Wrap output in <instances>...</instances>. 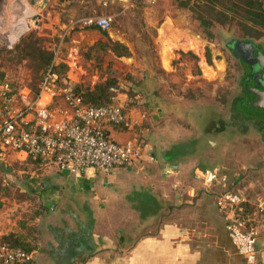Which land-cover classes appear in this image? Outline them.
I'll list each match as a JSON object with an SVG mask.
<instances>
[{
    "label": "crops",
    "instance_id": "1",
    "mask_svg": "<svg viewBox=\"0 0 264 264\" xmlns=\"http://www.w3.org/2000/svg\"><path fill=\"white\" fill-rule=\"evenodd\" d=\"M56 1L2 0L0 45L18 43L35 20L50 17ZM177 19L165 13L156 27L162 53L159 67L169 74L175 73L174 53L194 52L192 45L185 49L178 44L176 28L185 24ZM80 33L88 42H94L99 31L86 29ZM116 40L120 41L119 37ZM76 60L73 56L70 64L77 66ZM78 60H82L81 56ZM71 74L66 80L74 86L78 81ZM153 77L144 75L142 80L121 84L115 101L122 106L127 120L107 128L115 141L137 143L142 148L143 155L137 164L109 174L94 170L64 173L41 166L42 173H57L61 179L48 178L50 173L46 177L41 174L40 182L31 188L34 191H29L37 198L31 219H24L23 211H17L13 213L16 220L0 223V236L17 233L32 245L34 252L29 264H246L231 243L227 216L216 205L215 196L220 191H209L195 176L198 170L216 167L217 163L208 162L209 154L204 158L201 151L213 148L228 129L216 130L219 126L214 124V112L194 113L189 100L154 89ZM59 96L62 97L47 96L45 101L54 106ZM186 112L195 114L203 124L195 136L183 139L179 129L176 135L177 130L160 124L164 116ZM70 114L68 110L57 116ZM202 129H207L210 136L204 137ZM236 130L239 135L259 140L254 154L257 160L247 166L243 176L249 177L253 172L263 181L264 117L242 131ZM16 156L31 159L25 153ZM239 169L223 170L238 176ZM235 182L228 187L236 189ZM242 193L247 195V211L259 213L257 223L263 235L258 241L255 264H264V211L257 209L264 202V191ZM33 219L36 223H32ZM37 255L39 260H35Z\"/></svg>",
    "mask_w": 264,
    "mask_h": 264
},
{
    "label": "rangeland",
    "instance_id": "2",
    "mask_svg": "<svg viewBox=\"0 0 264 264\" xmlns=\"http://www.w3.org/2000/svg\"><path fill=\"white\" fill-rule=\"evenodd\" d=\"M112 1L57 0L50 9V17L33 21L34 23L30 25L31 29L18 43L12 46L0 45V74L15 85L18 94H23L26 90L28 92L26 95L31 99L38 91L44 71L33 54L47 47L54 51L53 61L58 65L56 68L61 79L58 86L61 88L65 86L69 73L77 79L76 84H81L83 87H94L108 76L115 75L120 81L118 89L121 88V84H125L124 82L142 80L144 75L148 77L152 74L154 89L162 94L171 93L176 99L184 97V100H189L194 105L191 106L194 113L205 110L214 112L217 116L215 126L218 124L220 127L222 123H226L228 128L225 132L226 136L218 138L213 148L203 150L201 153L204 158L209 154L208 162L217 163L224 170L228 168L234 172L240 167L238 176L232 174L231 177L228 174L227 186L235 182L237 177L236 191H264V180H260L256 174L251 172L249 177L243 176L247 166L257 160L254 154L259 140L255 136L248 138L239 135L237 128H231L228 124L229 111L234 110L236 98L245 95L244 77L249 71L246 64L249 61L244 56L241 44L252 39L253 44L264 52V34L258 35L261 32L260 28L257 30L258 28L252 27L250 30L241 15L230 10L234 1L242 2V0L203 1L212 2L218 11L228 12L227 17L223 13L218 15L208 12L209 10L202 11L195 6L200 0H191L188 6L180 5L178 0H135L128 6L118 0H114L115 3ZM1 5L2 1L0 10ZM165 13L173 14L178 17L179 22H184L185 25L176 28L179 33L177 36L179 38L176 39L185 49H191L192 45L194 51L180 50L173 54L175 58L173 74L166 73L159 67L162 53L158 46L156 27ZM201 14L212 23L202 24L199 19ZM53 15L57 17V21L54 20ZM95 15H114V22L108 30L83 26L81 20ZM218 16L221 22L214 20ZM86 29L99 31L98 36L93 37L98 39L88 42L86 36L83 37L80 33L81 30ZM116 37H119L120 41L116 40ZM115 42H120L127 50L116 48ZM97 43L106 45V48L100 49L97 46L92 50ZM73 56L77 59L78 67L70 64ZM79 56L82 60H78ZM168 56L172 58L171 55ZM115 98L113 103H117ZM19 100L20 104L23 103V99ZM253 101L255 102L256 99L254 98ZM54 106L58 113L70 110L61 96L57 98ZM186 113L164 116L160 124L166 125L167 129L170 127L171 131L177 130L176 135H179L180 130L183 139L191 135L195 136L196 131L200 132L203 124L195 114ZM239 113L241 112L238 111ZM56 117L59 118L57 115ZM206 130L202 129L204 137L210 136ZM127 143L133 142L123 144ZM17 153L22 152L10 149L0 152V223L6 222V219L16 220L13 213L17 211L21 213L23 211L24 219H31L30 213L34 211L32 205L36 204L37 198L29 191H34L32 187L40 182L42 176L46 177L50 173H42L38 162L34 159H19ZM50 177L55 180L61 179L57 173H50L48 178ZM216 189L222 191L224 187H216ZM257 217L255 224L256 229L259 230V241L263 234L259 229ZM39 220L42 223L41 216ZM32 223L36 221L33 219ZM39 257L37 255L35 260H39Z\"/></svg>",
    "mask_w": 264,
    "mask_h": 264
},
{
    "label": "built area",
    "instance_id": "3",
    "mask_svg": "<svg viewBox=\"0 0 264 264\" xmlns=\"http://www.w3.org/2000/svg\"><path fill=\"white\" fill-rule=\"evenodd\" d=\"M128 6L135 0H118ZM83 26L108 30L114 15H95L81 20ZM59 75L50 67L46 70L39 89L31 99L23 94L13 93L10 82L0 79V152L10 149L39 158L46 167L80 173L87 170L109 174L116 169L137 164L143 152L138 144L119 143L108 133L109 125H120L126 114L118 103L94 107L86 105L74 87L58 86ZM28 93V92H27ZM62 95L71 114L58 118V110L47 96ZM27 96V97H26ZM23 103H19V99ZM196 179L209 191L224 187L215 196V202L228 218L229 237L246 264H255L258 252L256 229L257 214L247 211L248 202L241 191L227 186L228 174L220 166L198 170ZM257 209L264 211V202ZM258 213V212H257ZM32 255L0 245V264H24Z\"/></svg>",
    "mask_w": 264,
    "mask_h": 264
},
{
    "label": "trees",
    "instance_id": "4",
    "mask_svg": "<svg viewBox=\"0 0 264 264\" xmlns=\"http://www.w3.org/2000/svg\"><path fill=\"white\" fill-rule=\"evenodd\" d=\"M1 1L2 0H0V4H1ZM203 1L204 0L198 1L199 3L195 4V6L199 7L202 11L209 10L208 12H211V13H217L218 15L219 13H223V15H225L226 17L228 16L229 14L228 12L223 11V10L218 11L216 6L212 2L210 1L203 2ZM178 2L182 6H188L191 0H178ZM234 2L235 3L232 4V7L230 10H232L236 14L241 15L243 22H245L246 26L250 30H252V27L258 28L257 30H259L260 28L261 32H259L258 35L262 36L264 34V0H242V2H236V1ZM199 19L201 20L202 24L209 25L212 23V21L206 19L202 14L200 15ZM214 20L221 22V19L219 18V16L216 17ZM248 41L251 43H254L252 39H249ZM243 43H248V42H243ZM114 44L116 48H120V49L122 48L124 50H127V48L124 45H122L120 42H115ZM97 46H99L100 49L106 48L105 47L106 45L102 43H99V44L97 43L96 45H94L92 50L95 49ZM49 48L50 47L40 49L38 53L33 54L36 56V59L38 60V63L41 66V68L44 69V71L42 72L41 80L46 70H48L50 67H52L53 70H55L59 75V72L56 68L58 66L57 62L53 61L54 51H52ZM246 64H247V68L249 71L248 73H246L247 75L244 77L245 84L243 88H244L245 95L239 98L238 97L236 98V101H235L236 106L234 107L233 111H229V116H228V124L230 125L229 127L237 128L240 131H242L246 125L250 126V124H253L254 121H256L257 119L264 117V108L258 109L254 105L253 99L255 98V94L251 92V90L249 89L251 86L248 84V80H247L249 76H251V74L253 73V68L251 64L249 63H246ZM0 79H6V78L3 76V74H0ZM60 81L61 79L59 76L58 83H60ZM67 81L68 80H66V82L64 81L65 86L69 85V82ZM10 84L12 85V88L14 91L13 93H17L15 85H13L12 82H10ZM119 85H120V81L114 75V76H108L105 80L97 83L94 87H83V85L81 84H75L73 87L76 93L82 97L86 105L99 107V106H107L113 103V99L116 97V93H117L116 89H118ZM238 111L241 113L238 114ZM226 128H227L226 123L224 124L222 123V126L218 127L216 130L218 131L226 130ZM29 157L31 159H34L36 162L40 163L42 167L43 166L46 167L39 158H34L32 156H29ZM4 243L8 244L10 247H13L15 249H21L31 255L34 252L32 245L26 242L25 239L21 235H18L17 233H9L5 235H1L0 245ZM30 261L24 264H27Z\"/></svg>",
    "mask_w": 264,
    "mask_h": 264
},
{
    "label": "water",
    "instance_id": "5",
    "mask_svg": "<svg viewBox=\"0 0 264 264\" xmlns=\"http://www.w3.org/2000/svg\"><path fill=\"white\" fill-rule=\"evenodd\" d=\"M46 3L43 5L45 6ZM244 56L247 61H249L254 66V71H256L255 79L260 82H264V52L258 49L253 43H242ZM259 83V82H258ZM263 88V89H261ZM260 89L251 88V90L256 93L257 100L254 102L255 106L264 108V84L261 85ZM64 173H69L68 170H64Z\"/></svg>",
    "mask_w": 264,
    "mask_h": 264
},
{
    "label": "flooded vegetation",
    "instance_id": "6",
    "mask_svg": "<svg viewBox=\"0 0 264 264\" xmlns=\"http://www.w3.org/2000/svg\"><path fill=\"white\" fill-rule=\"evenodd\" d=\"M242 52V51H241ZM249 64H251L250 62H249ZM251 66H252V68H253V73L251 74V76H249V78L247 79L248 80V84L251 86L249 89L251 90V88H255V89H260L261 88V85L262 84H264V82H260V81H257L256 79H255V77H256V71H254V66H253V64H251ZM259 82V83H258ZM261 89H263V88H261ZM251 92H253L252 90H251ZM254 93V92H253ZM255 94V98H256V100H257V95H256V93H254Z\"/></svg>",
    "mask_w": 264,
    "mask_h": 264
}]
</instances>
